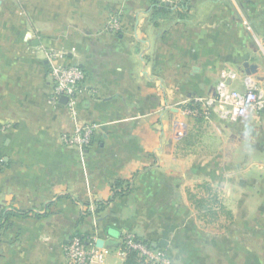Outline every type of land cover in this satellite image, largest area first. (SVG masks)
<instances>
[{"label":"crops","instance_id":"obj_1","mask_svg":"<svg viewBox=\"0 0 264 264\" xmlns=\"http://www.w3.org/2000/svg\"><path fill=\"white\" fill-rule=\"evenodd\" d=\"M166 5L0 0V218L18 213L0 264H69L80 234L104 241L93 264H127L128 234L172 264H264V108L206 103L222 82L264 90V0ZM51 52L86 71L76 119L52 101ZM87 124L89 148L64 143Z\"/></svg>","mask_w":264,"mask_h":264},{"label":"built area","instance_id":"obj_2","mask_svg":"<svg viewBox=\"0 0 264 264\" xmlns=\"http://www.w3.org/2000/svg\"><path fill=\"white\" fill-rule=\"evenodd\" d=\"M158 4L178 5L184 0H154ZM122 22L118 15L112 16L110 28L112 30L120 29ZM264 48V40H263ZM65 57L62 53L51 52L48 54L50 64V76L53 83L52 101L59 104L63 97H67L66 107L74 119L78 116V107L80 95L86 90V71L80 66L73 63L63 64L62 59ZM202 100V99H199ZM208 105H217L222 113L233 120H237L248 114L249 111L261 110L264 108V90L259 89L254 83H247L246 90L230 89L226 82L219 85L218 97L207 100ZM183 115L196 117L201 114V110L195 107H185ZM98 125L87 124L77 126L73 132L63 135L65 144L78 149L89 148L92 144L94 132ZM185 124L178 123L177 136L185 135ZM150 242L142 241L133 234H128L119 248V255L126 258L130 251L137 253L138 257L149 264H172L167 252ZM96 249L92 243L81 239L79 235L74 236L66 245V255L69 264H93L94 261H103L107 251ZM104 250V249H103Z\"/></svg>","mask_w":264,"mask_h":264},{"label":"trees","instance_id":"obj_3","mask_svg":"<svg viewBox=\"0 0 264 264\" xmlns=\"http://www.w3.org/2000/svg\"><path fill=\"white\" fill-rule=\"evenodd\" d=\"M157 9L158 10H168L169 8L167 7L166 4H160V7H157ZM117 187H120V183L117 184ZM16 214H18V213L15 211H10V210L5 211L2 214V217L0 218V233L9 228V226L11 224L10 218L12 215H16ZM79 236L84 241L86 240V237L83 236L82 234H80ZM149 244L152 245V243H149ZM125 260H126L127 264H149V263L145 262L143 259H141L140 257H138L137 253L134 251H130L128 253L127 257L125 258Z\"/></svg>","mask_w":264,"mask_h":264},{"label":"water","instance_id":"obj_4","mask_svg":"<svg viewBox=\"0 0 264 264\" xmlns=\"http://www.w3.org/2000/svg\"><path fill=\"white\" fill-rule=\"evenodd\" d=\"M167 4H170V3H167ZM67 100H68L67 97H63L61 99V102H63V103L66 104L67 103ZM97 245H98V247H101L102 248L104 246V241L103 240L98 241Z\"/></svg>","mask_w":264,"mask_h":264}]
</instances>
